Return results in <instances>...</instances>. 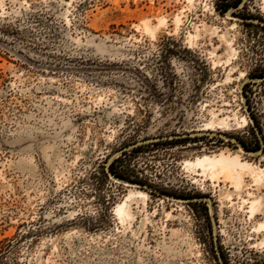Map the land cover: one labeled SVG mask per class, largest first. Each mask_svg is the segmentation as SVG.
<instances>
[{
  "label": "rangeland",
  "instance_id": "1",
  "mask_svg": "<svg viewBox=\"0 0 264 264\" xmlns=\"http://www.w3.org/2000/svg\"><path fill=\"white\" fill-rule=\"evenodd\" d=\"M233 1L0 0V264H264V180L185 164L264 169V0Z\"/></svg>",
  "mask_w": 264,
  "mask_h": 264
},
{
  "label": "bare ground",
  "instance_id": "2",
  "mask_svg": "<svg viewBox=\"0 0 264 264\" xmlns=\"http://www.w3.org/2000/svg\"><path fill=\"white\" fill-rule=\"evenodd\" d=\"M176 22L177 25H179V23L181 22L180 16L176 18ZM244 122L246 124L248 121L244 119ZM225 123L227 122L224 119L221 121L220 125H224ZM185 164L187 167H194V169L196 167H201L202 170H204V172H206L209 176H211V178L216 180L217 179L220 180L223 178L224 180L231 182L232 185L237 190H239L242 187L244 183V177L246 176L247 173L254 178V181L257 186H259L261 182L264 180V169H260L259 171H256L251 164L243 161L239 155L232 156V155H226L224 153L218 156L204 155L202 157L197 158V160L195 161H186ZM140 195L147 197V195L142 192H140ZM255 205L256 202H253L251 208L252 212L255 209ZM128 207L129 206L127 204V200H125L124 202H121L117 205L115 209L116 213L121 217L131 216L129 214L130 212ZM262 227H264V225Z\"/></svg>",
  "mask_w": 264,
  "mask_h": 264
},
{
  "label": "trees",
  "instance_id": "3",
  "mask_svg": "<svg viewBox=\"0 0 264 264\" xmlns=\"http://www.w3.org/2000/svg\"><path fill=\"white\" fill-rule=\"evenodd\" d=\"M243 2V0H234L232 3L228 2L225 4L224 7H220L218 6V8L220 9L221 12H227L228 10H230L231 8H236V7H239V5ZM244 146L246 147V145L244 144ZM257 147V150L260 148V143H257L256 145ZM248 148V147H246ZM117 162H119V159H116L112 162V164L109 166V172L120 178V179H125V180H131L133 182H137V183H143L140 179H137V178H134L132 179L131 177H129L128 175H125L124 173H121L118 168H117ZM108 175V173H107ZM0 257H2V254H0ZM1 259V258H0Z\"/></svg>",
  "mask_w": 264,
  "mask_h": 264
},
{
  "label": "water",
  "instance_id": "4",
  "mask_svg": "<svg viewBox=\"0 0 264 264\" xmlns=\"http://www.w3.org/2000/svg\"><path fill=\"white\" fill-rule=\"evenodd\" d=\"M227 15H231V13L228 11L227 12ZM112 175V174H111ZM112 176H114V175H112ZM115 178H118V177H116V176H114Z\"/></svg>",
  "mask_w": 264,
  "mask_h": 264
},
{
  "label": "built area",
  "instance_id": "5",
  "mask_svg": "<svg viewBox=\"0 0 264 264\" xmlns=\"http://www.w3.org/2000/svg\"><path fill=\"white\" fill-rule=\"evenodd\" d=\"M263 148H264V144H263Z\"/></svg>",
  "mask_w": 264,
  "mask_h": 264
}]
</instances>
